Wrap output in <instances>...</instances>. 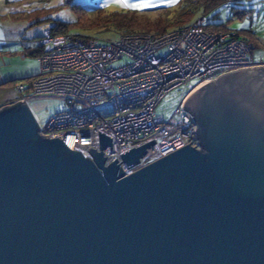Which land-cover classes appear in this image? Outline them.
Returning a JSON list of instances; mask_svg holds the SVG:
<instances>
[{
	"label": "water",
	"instance_id": "water-1",
	"mask_svg": "<svg viewBox=\"0 0 264 264\" xmlns=\"http://www.w3.org/2000/svg\"><path fill=\"white\" fill-rule=\"evenodd\" d=\"M189 144L126 174L43 135L25 99L0 107V264H264V65L183 103ZM154 141L122 162L136 166Z\"/></svg>",
	"mask_w": 264,
	"mask_h": 264
},
{
	"label": "built area",
	"instance_id": "built-area-1",
	"mask_svg": "<svg viewBox=\"0 0 264 264\" xmlns=\"http://www.w3.org/2000/svg\"><path fill=\"white\" fill-rule=\"evenodd\" d=\"M205 25L202 17L166 33L116 39L46 31L38 41L44 47L38 56L40 71L17 86L20 93L30 94L20 99L62 98L64 108L51 115L42 134L60 137L87 157H92L89 147L101 150L104 135L111 141L103 149L106 163L117 158L126 174L189 143L200 149L198 125L183 108L185 99L208 80L264 61L244 36ZM182 87L186 91L170 117L158 114L166 95ZM151 141L138 165L122 162L125 152Z\"/></svg>",
	"mask_w": 264,
	"mask_h": 264
},
{
	"label": "rangeland",
	"instance_id": "rangeland-1",
	"mask_svg": "<svg viewBox=\"0 0 264 264\" xmlns=\"http://www.w3.org/2000/svg\"><path fill=\"white\" fill-rule=\"evenodd\" d=\"M180 1H178V3L175 5H161L139 11L149 16L152 20H156L160 17L166 19V16L168 15L171 16L169 20L173 21L181 8ZM6 2L7 3H3L2 5L5 9L0 11L1 15L6 16L0 17L1 20L7 19L11 22L16 20L14 23L17 24H24V21L26 20L30 23L31 27H29V29L35 30L33 31L34 34L32 35L38 36L42 34L44 35L45 30L51 27V23L48 21L50 17H53L71 23L72 26L70 28V33L82 36H78V38L81 39H85V36L101 37L106 39L118 38L120 33L115 31L113 27L104 28L95 24L102 23L105 18L103 17L104 15L110 14L114 11H128L129 9V7H122L112 2V0H73V2H79L83 4L85 7H87V10L74 9L73 4H70L69 0H7ZM5 6L9 7V9ZM94 6H103L106 11L98 13L89 12V8ZM203 15V11H199L193 16L191 22L186 25H190L202 17L205 18L206 22L212 21L227 25L229 28L234 29L235 31L250 39L253 45L262 48H255L256 52L263 51L262 53H264V0H229L228 2L216 6L205 16ZM79 17L80 21L82 20L81 22L84 25L88 26L93 24V27L88 29L86 27H82V23V26L77 25L76 22ZM186 25H181L180 27ZM238 25H243V27H237ZM176 27L177 26H170V28H168L163 33H166L168 30L174 29ZM134 33L138 34L156 32L139 31ZM1 34L2 28H0V35ZM254 37H256L258 40L255 41L253 39ZM39 38L38 41L40 40ZM262 65H264V61L258 66ZM29 69L35 70L36 72L40 71L38 57L31 54L24 56L21 54H5L0 56V77L5 78V80L9 79V81H11L5 84H0V99L8 98L10 96L16 99L30 95L26 92L20 93L17 89L18 85L22 84L23 82H27L29 78L12 79L14 78L13 76L15 74ZM185 91V87H182L181 89H174L168 93L157 108L158 114L169 118L178 100ZM26 102L35 115L40 127L46 126L51 115L62 110L65 106V101L62 98L54 96H29L26 99Z\"/></svg>",
	"mask_w": 264,
	"mask_h": 264
},
{
	"label": "trees",
	"instance_id": "trees-1",
	"mask_svg": "<svg viewBox=\"0 0 264 264\" xmlns=\"http://www.w3.org/2000/svg\"><path fill=\"white\" fill-rule=\"evenodd\" d=\"M229 0H181L180 1V10L177 14V16L174 18L173 21H170L169 19L171 16H166V19L163 17L158 18L156 20H152L149 16L141 13L139 10H128V11H114L110 14L104 15V21L102 23H98L95 25L102 26L104 28L113 27L115 31L120 33V35L124 34H131L134 32H156V33H163L165 32L170 26H177L180 27L181 25H186L191 22L193 16L198 13L199 11H203L205 16L207 13H209L212 9H214L216 6L223 4L225 2H228ZM70 4H73L74 9H84L87 10V7H85L83 4L79 2H73V0H69ZM89 12L92 13H98V12H105L106 9L103 6H94L90 7ZM239 13V12H238ZM82 21V20H81ZM80 17L77 20L76 24L81 25ZM51 23V27L48 29L49 34L51 35H59V34H68L70 33V28L72 26L71 23L62 21L60 19H56L53 17L49 18V21ZM171 25H170V24ZM83 25V26H82ZM82 27H86L90 29L93 27V24H90L88 26L84 25L82 23ZM179 25V26H178ZM176 27V28H177ZM205 28L208 30H231L235 31L234 29L229 28L227 25L215 23L212 21H207ZM236 34L240 36H244L240 34L239 32L235 31ZM72 34V33H70ZM75 36H79L76 34H73ZM253 36V35H251ZM82 37V36H79ZM89 36H85L84 38H88ZM245 37V36H244ZM252 45L253 43L245 37ZM255 41L258 40L256 37L253 38ZM260 45V43H259ZM254 50L255 48L262 49L260 47H257L253 45ZM44 52V47L42 45H37L35 50L31 52V54L35 55L36 57L39 56ZM256 52V50H255ZM263 52V51H262ZM262 52H256L257 58L261 57L263 58L264 53ZM264 59V58H263ZM38 73V72H37ZM33 77V76H31ZM30 77V78H31Z\"/></svg>",
	"mask_w": 264,
	"mask_h": 264
},
{
	"label": "crops",
	"instance_id": "crops-1",
	"mask_svg": "<svg viewBox=\"0 0 264 264\" xmlns=\"http://www.w3.org/2000/svg\"><path fill=\"white\" fill-rule=\"evenodd\" d=\"M7 0H0V11L4 10L5 8L2 6L3 3H7ZM180 1V0H178ZM129 3H139L142 2V0H128ZM146 2L152 3L156 6H161V5H169L172 3H169V0H146ZM178 3V2H177ZM176 3H174L175 5ZM154 6V7H156ZM7 7V6H5ZM9 9V7H7ZM151 8V7H149ZM129 9H132L129 7ZM128 9V10H129ZM148 9V8H145ZM4 17L6 15H1L0 17ZM1 20V19H0ZM14 21H8L7 19L1 20L0 21V28H2V34L0 35V56L5 55V54H21V55H27L31 54L33 50H35L36 46L38 45V38L42 35H32L34 34L33 29H29L30 23L28 21H24V24H17L14 23ZM34 28V27H33ZM48 29L45 30V32ZM44 32V33H45ZM34 36V37H32ZM33 55V54H31ZM35 56V55H33ZM38 72V71H37ZM35 70H26L23 72H20L18 74H15L12 79H26L30 78L31 76H34L37 74ZM1 76V75H0ZM11 80V79H10ZM11 82L9 79L5 80V78L0 77V84H5ZM20 98L14 99L13 97H8V98H3L0 99V106L6 105L10 102L16 101Z\"/></svg>",
	"mask_w": 264,
	"mask_h": 264
},
{
	"label": "snow or ice",
	"instance_id": "snow-or-ice-1",
	"mask_svg": "<svg viewBox=\"0 0 264 264\" xmlns=\"http://www.w3.org/2000/svg\"><path fill=\"white\" fill-rule=\"evenodd\" d=\"M112 2L122 6V7H130L133 10H144L145 8L154 7L156 5L146 2V0H142L139 3H129L128 0H112ZM178 0H169V3H177ZM237 27H243V25H238ZM87 143V141H85Z\"/></svg>",
	"mask_w": 264,
	"mask_h": 264
}]
</instances>
